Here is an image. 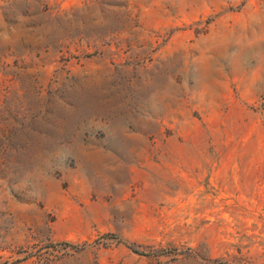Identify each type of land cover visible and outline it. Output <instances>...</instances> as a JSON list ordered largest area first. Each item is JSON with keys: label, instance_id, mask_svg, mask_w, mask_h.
Masks as SVG:
<instances>
[{"label": "rangeland", "instance_id": "374dc122", "mask_svg": "<svg viewBox=\"0 0 264 264\" xmlns=\"http://www.w3.org/2000/svg\"><path fill=\"white\" fill-rule=\"evenodd\" d=\"M0 264H264V0H0Z\"/></svg>", "mask_w": 264, "mask_h": 264}]
</instances>
